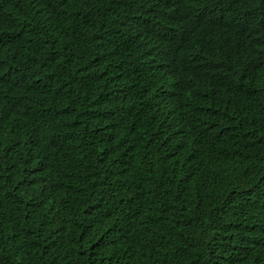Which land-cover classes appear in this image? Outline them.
Listing matches in <instances>:
<instances>
[{
	"label": "trees",
	"instance_id": "trees-1",
	"mask_svg": "<svg viewBox=\"0 0 264 264\" xmlns=\"http://www.w3.org/2000/svg\"><path fill=\"white\" fill-rule=\"evenodd\" d=\"M172 1L0 0V264H264V0Z\"/></svg>",
	"mask_w": 264,
	"mask_h": 264
},
{
	"label": "clouds",
	"instance_id": "clouds-1",
	"mask_svg": "<svg viewBox=\"0 0 264 264\" xmlns=\"http://www.w3.org/2000/svg\"><path fill=\"white\" fill-rule=\"evenodd\" d=\"M199 9V2L197 0H173L170 5V13L174 16L185 15L194 17L198 14ZM257 58L256 56V60Z\"/></svg>",
	"mask_w": 264,
	"mask_h": 264
}]
</instances>
